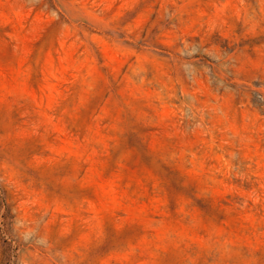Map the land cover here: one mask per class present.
I'll list each match as a JSON object with an SVG mask.
<instances>
[{
    "label": "rangeland",
    "instance_id": "374dc122",
    "mask_svg": "<svg viewBox=\"0 0 264 264\" xmlns=\"http://www.w3.org/2000/svg\"><path fill=\"white\" fill-rule=\"evenodd\" d=\"M0 264H264V0H0Z\"/></svg>",
    "mask_w": 264,
    "mask_h": 264
}]
</instances>
